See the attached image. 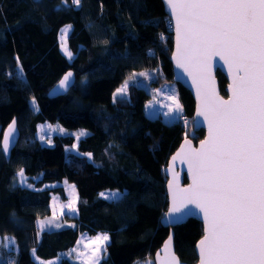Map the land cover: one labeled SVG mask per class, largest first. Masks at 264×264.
<instances>
[{
  "label": "trees",
  "instance_id": "obj_1",
  "mask_svg": "<svg viewBox=\"0 0 264 264\" xmlns=\"http://www.w3.org/2000/svg\"><path fill=\"white\" fill-rule=\"evenodd\" d=\"M65 25L71 26V59L59 44ZM172 30L161 0H81L79 6L72 0H0V146L13 120L19 132L14 148L0 153V236L13 241L6 249L2 240L0 264H36L33 250L40 259L77 264L69 253L84 232L109 236L100 264L154 259L171 229L160 223L169 203L164 168L183 139L197 143L204 137L203 130L193 131L195 103L181 85L186 125L180 117L165 121L147 112L152 94L143 85L173 82ZM17 57L22 79L16 76ZM69 70L76 75L73 87L49 97ZM140 72L150 73L151 81ZM131 74L136 76L128 81L127 97L114 102V92ZM217 80L226 96L220 71ZM47 122L88 134L58 133L46 146L38 130ZM21 169L31 187L18 180ZM64 180L77 189V214L64 216L71 225L39 234L37 221L50 215L51 195L67 198L58 185ZM104 190L123 195L103 199ZM173 233L181 262L195 264L202 223L190 218Z\"/></svg>",
  "mask_w": 264,
  "mask_h": 264
},
{
  "label": "snow or ice",
  "instance_id": "obj_2",
  "mask_svg": "<svg viewBox=\"0 0 264 264\" xmlns=\"http://www.w3.org/2000/svg\"><path fill=\"white\" fill-rule=\"evenodd\" d=\"M165 2L175 21L173 59L178 68L191 75L194 82L198 81L201 107L197 115L208 125V138L201 141L199 149L191 148V142L187 141L188 150L185 152L182 147L172 157L173 161L179 156L182 162H187L192 183L180 188L169 182L172 207L166 218L171 224L187 216H202L205 228L197 245L198 264H264V0ZM72 3L79 6L81 0ZM70 27L62 29V33L67 34ZM61 47L71 59L72 53L63 43ZM214 57L224 61L233 75L228 100L210 86ZM17 64L16 76L22 79L23 67L19 66L18 57ZM138 75L152 79L147 72ZM135 76L131 74L116 90L114 102L117 97H127L128 81ZM72 77V72L64 75L57 89L67 92ZM169 98L173 100L175 113H181L183 108L177 97ZM32 104L38 110L34 98ZM153 107L152 103L147 105L149 110ZM164 115H173V109L169 108ZM15 125L13 120L4 134L0 153H7L14 142ZM44 138L42 135L41 139ZM17 175L21 184L26 183L23 169ZM101 195L105 199H118L123 194ZM2 240H7L9 246L13 242L7 237ZM108 240L107 234L89 238L91 243L99 242L89 258L92 264H100L99 253L107 252ZM170 245L171 237L165 251ZM170 255L173 264H179L175 254Z\"/></svg>",
  "mask_w": 264,
  "mask_h": 264
},
{
  "label": "water",
  "instance_id": "obj_3",
  "mask_svg": "<svg viewBox=\"0 0 264 264\" xmlns=\"http://www.w3.org/2000/svg\"><path fill=\"white\" fill-rule=\"evenodd\" d=\"M163 7L165 9V13L166 15L170 18L171 20V26L173 28L172 30V34H173V46H172V54L170 56L171 60V64H172V71H173V77H172V81L174 83H176L177 85H181L183 88L187 89L194 100L195 103V108L193 111V117H192V124H193V131L194 132H199V130H203L204 132V137L201 138L197 143H195L192 139V137L188 136L187 138L183 139L180 144L178 145V149L169 157L168 163L166 165L165 169V176H166V190H167V197H168V208L166 211V214L168 213L169 209L172 207V197H171V193L169 190V182L173 183V186H179L180 188H187L191 183H192V178L191 175L189 174V170H188V164L187 162H182L181 157H177L175 161L172 160L173 156H176V154L178 152H180L181 148L183 147L185 149V152L188 150L189 145L186 143L187 141L191 142V148L193 149H199L201 141H204L208 138V125L207 122L204 121L203 117L198 116L197 112L201 107V99L200 96H198V81L194 82L193 77L191 75H189L187 72L184 71V69L182 68H178L177 64H176V60L173 59L174 54L176 53V33H175V21L174 19L171 17V13L169 8L166 5L165 0H161ZM220 71L222 73V75L225 77V80H227V85L225 86L224 91L226 92V96H224L219 88V80H217V72ZM68 72H72L71 70L67 71ZM67 73H65L64 75H66ZM73 73V72H72ZM64 75L62 76V78L64 77ZM211 87L214 88L215 92L223 97V99L228 100L231 96V89H230V85L233 83V75L230 73L229 71V67L228 65L224 64V61L220 60L219 57H214L212 59L211 62ZM61 78V79H62ZM60 79V80H61ZM73 83L72 86L68 89V91L73 87L75 81H76V75H74L73 73ZM60 80L56 83L55 86H53V88L49 91L48 96L51 98H56L57 96L60 95H65L67 92H63L57 89V85L59 84ZM55 90V91H54ZM9 126L4 130V134L8 131ZM3 134V136H4ZM15 140L14 142H12L10 144L9 147V151L14 148V146L16 145V142L19 138V132L17 129V125H15ZM2 143H3V138H2ZM9 151L6 153L8 154ZM183 155V153L181 154ZM166 214L161 218L160 223L163 224V226L167 227V228H171L169 231V236L165 239V241L162 243L161 248L154 254V264H173V261L171 260V253H174L175 256L178 258L179 264H187L185 262H181L179 256L176 254L175 252V244H174V233H173V227L177 226V225H181V223H184L186 220L188 219H196L197 221H200L202 223L203 226V235H204V221L202 219L201 215H191V216H187L184 218L183 221L179 222V223H169L167 218H166ZM171 237V245L170 248L165 251V244L169 241V238ZM1 238V236H0ZM203 238V236L196 242V246H195V253L198 256V249H197V245L199 243V241ZM3 241H0V247L2 245ZM195 264H198V260Z\"/></svg>",
  "mask_w": 264,
  "mask_h": 264
},
{
  "label": "rangeland",
  "instance_id": "obj_4",
  "mask_svg": "<svg viewBox=\"0 0 264 264\" xmlns=\"http://www.w3.org/2000/svg\"><path fill=\"white\" fill-rule=\"evenodd\" d=\"M67 26H70V25H65L62 29L66 28ZM62 29L60 30V38H59L60 42H59V44L61 45L63 43L64 46L67 48V50L70 51V49L68 47V43H67V36L70 33L69 31L71 30V27H70V30L67 32V34H63ZM62 36H63V39H62ZM60 48H61V52L65 56H67L65 54V51L62 50L61 46H60ZM72 56H73V54H72ZM143 86L146 88L147 92L152 94V99L146 103V105H148L149 103H152L154 105L153 109H151V110H149L147 108V112L149 115L154 116V117L157 115H160V116H162V118L165 121L177 120V118L180 117L181 113H178V114L175 113V111H174L175 105L173 103V100L169 98L170 96L174 95L178 99L177 84L176 83H174V82L166 83L165 85H163L161 87H156L154 89H152L149 85H143ZM178 102H179V99H178ZM179 104L181 105V103H179ZM169 108L173 109V115L165 116L164 112H167ZM49 125L52 126V129H56V130L53 131V130L49 129V127H48ZM41 126H43V132L41 131ZM38 131H39L38 132L39 138H41L42 135L45 137L43 140L41 139V142H43L44 145H46V146H48V145L52 146L54 144L52 141V136L56 135L58 133L63 134V135L72 134L76 138H80L81 136L88 134V132H86L84 129L66 130L64 127L60 126L59 124L53 125L50 122L40 124ZM25 177H26V175H25ZM18 180L20 181L19 177H18ZM24 185H26V186L29 185L27 182V177H26V183H24ZM58 185L59 186L62 185L64 187L65 195L67 198H66V200H62V199H60V196L57 194L51 195L52 200H51V204H50V206H51L50 215L45 216V217H40V219H38V221H37V228L39 229V234H41L42 231L58 230V229H62L64 226L71 225V223L68 222L64 218V216L67 215V216L73 217V215L77 214V205L76 204H77V200H78V194H77V189H76L75 185L72 183L71 184L68 183L66 180L62 181ZM114 192H118V191L117 190H115V191L114 190H104L103 192H100V197L105 199L104 196L101 195V193L110 194V193H114ZM118 193H121V192H118ZM107 200H115V199H107ZM42 222H43V228H41ZM53 225H61V227H54ZM97 234H104V233L98 232ZM97 234H95L94 236L89 235L85 232L83 234H80L78 237L79 239H78L77 243L72 248V250L77 249V251L76 252L71 251L70 252L71 255L69 256V258L71 260H73L74 262H76L77 264H92V261L89 258L92 256V253L95 250V248L97 247V244L99 242L91 243L89 241V238L95 237ZM10 239L12 240V238H10ZM4 246L6 249H9L12 246V244H11V246H9V242L7 240H5ZM99 255L101 256V253H99ZM32 256H33V259L36 262V264H59L61 262L60 257H54L53 259H40L36 256L35 250L32 251ZM148 262H150V264H154V260H152V259L140 261V262L134 263V264H148Z\"/></svg>",
  "mask_w": 264,
  "mask_h": 264
},
{
  "label": "built area",
  "instance_id": "obj_5",
  "mask_svg": "<svg viewBox=\"0 0 264 264\" xmlns=\"http://www.w3.org/2000/svg\"><path fill=\"white\" fill-rule=\"evenodd\" d=\"M179 121L182 123V124H187L188 123V118L186 116H180L179 118Z\"/></svg>",
  "mask_w": 264,
  "mask_h": 264
}]
</instances>
